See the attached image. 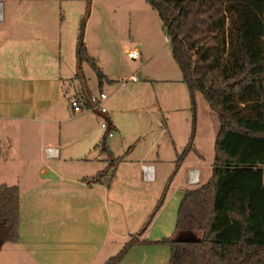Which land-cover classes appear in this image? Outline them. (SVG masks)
Masks as SVG:
<instances>
[{"label": "crops", "instance_id": "obj_1", "mask_svg": "<svg viewBox=\"0 0 264 264\" xmlns=\"http://www.w3.org/2000/svg\"><path fill=\"white\" fill-rule=\"evenodd\" d=\"M66 21L64 13H5L0 1V187L20 191L19 241L1 244L0 264H105L141 230L168 185L156 167L163 162L159 153L152 160L116 157L101 127L108 121L110 131L119 133L112 114L72 111L74 97L96 92L84 73L81 87L76 86L80 32ZM90 116L104 136L88 123ZM162 128L171 132L166 120ZM48 148L57 154L48 155ZM197 155L202 157L198 150ZM115 159L113 177L99 180ZM145 164L154 167L152 181L144 179ZM192 170L199 171L201 182L200 169L190 168L189 175ZM175 187L183 194L195 190L183 180ZM163 209L141 239L166 238L157 228L165 219Z\"/></svg>", "mask_w": 264, "mask_h": 264}, {"label": "trees", "instance_id": "obj_2", "mask_svg": "<svg viewBox=\"0 0 264 264\" xmlns=\"http://www.w3.org/2000/svg\"><path fill=\"white\" fill-rule=\"evenodd\" d=\"M146 1L163 22L193 100L201 93L219 120L213 176L184 193L173 238L141 239L165 203L168 181L141 230L105 264L121 263L142 245L169 246L170 264H264V0ZM77 60L76 79H83L82 66L88 63L100 84L105 80L80 36ZM193 106L195 110V101ZM193 139L179 157L177 171L192 151ZM117 164L111 160L99 180L112 178ZM19 226V188L3 185L0 246L19 241ZM189 234L199 238L181 241Z\"/></svg>", "mask_w": 264, "mask_h": 264}, {"label": "rangeland", "instance_id": "obj_3", "mask_svg": "<svg viewBox=\"0 0 264 264\" xmlns=\"http://www.w3.org/2000/svg\"><path fill=\"white\" fill-rule=\"evenodd\" d=\"M0 1L4 3L5 13L9 10L11 13H64L70 30L78 26L80 40H84L90 56L112 80H105L101 88L108 95L106 106L119 129V133L114 131V136L107 138L108 145L114 143L116 157L152 160L159 153L162 158L163 162L156 166L158 174L171 182L165 203L159 211L163 212L166 208L165 219L157 224V228L166 234L167 239L173 238L178 209L184 196L175 186L183 180L187 187L195 189L206 176H212L215 134L220 123L201 93L196 92L193 100L173 57L171 42L159 14L146 0ZM132 51H137L139 55L142 53L143 60L140 57L130 59L128 53ZM83 73L89 87L98 93L99 78L90 64H83ZM132 77L138 81H131ZM123 82L125 87L121 85ZM81 83L78 80L76 86L81 87ZM164 120L170 133L163 131ZM88 123L104 136L95 117L90 116ZM192 137V151L178 174L177 161ZM196 148L202 157L197 155ZM103 158H107L105 154ZM194 167L201 171V182L190 185L189 169ZM175 194L178 195L176 199ZM154 207L152 205L149 209V215ZM194 237L197 236L189 234L181 239L195 240ZM135 247L122 264H170L169 246Z\"/></svg>", "mask_w": 264, "mask_h": 264}, {"label": "built area", "instance_id": "obj_4", "mask_svg": "<svg viewBox=\"0 0 264 264\" xmlns=\"http://www.w3.org/2000/svg\"><path fill=\"white\" fill-rule=\"evenodd\" d=\"M128 56L130 59L136 60L140 57L139 53L137 51H132L128 53ZM131 81L137 82L136 77H132L130 79ZM123 87H125L126 83L123 82L121 84ZM108 100V95L104 92H99L96 94H90L89 96H77L74 97L70 102V107L74 113H95L99 116L104 117L105 115L109 114V111L106 106V102ZM101 127L107 131V135L109 137L113 136V132L109 129L108 121H102ZM48 155H56L57 152L55 149L48 148L47 149ZM143 176L146 181H152L153 180V172L154 167L152 165H143ZM199 171L198 170H192L190 171L189 175V184L190 185H197L199 184Z\"/></svg>", "mask_w": 264, "mask_h": 264}, {"label": "water", "instance_id": "obj_5", "mask_svg": "<svg viewBox=\"0 0 264 264\" xmlns=\"http://www.w3.org/2000/svg\"><path fill=\"white\" fill-rule=\"evenodd\" d=\"M181 241H185V240H182V239H181Z\"/></svg>", "mask_w": 264, "mask_h": 264}]
</instances>
